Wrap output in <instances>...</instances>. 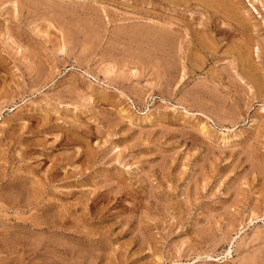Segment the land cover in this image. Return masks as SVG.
Instances as JSON below:
<instances>
[{"label": "rangeland", "instance_id": "obj_1", "mask_svg": "<svg viewBox=\"0 0 264 264\" xmlns=\"http://www.w3.org/2000/svg\"><path fill=\"white\" fill-rule=\"evenodd\" d=\"M178 1L0 0V264H263L264 0Z\"/></svg>", "mask_w": 264, "mask_h": 264}, {"label": "bare ground", "instance_id": "obj_2", "mask_svg": "<svg viewBox=\"0 0 264 264\" xmlns=\"http://www.w3.org/2000/svg\"><path fill=\"white\" fill-rule=\"evenodd\" d=\"M180 1V0H179ZM178 1V2H179ZM212 1V0H211ZM224 1H226V0H224ZM167 2V1H166ZM175 2V0L173 1V0H170V4H175L174 3ZM182 2V1H181ZM181 2H179V4L181 3ZM222 2V1H221ZM229 2V1H228ZM59 3V2H58ZM65 3V2H64ZM184 4V2L183 3H181V5H183ZM199 4H202V2L200 3L199 2ZM231 4V3H230ZM171 5V6H172ZM175 5H177V3L175 4ZM194 5V4H193ZM193 5H191V6H193ZM224 5L226 6V4L224 3ZM229 5V4H228ZM232 5V4H231ZM56 6V5H55ZM168 6V5H167ZM174 6V5H173ZM172 6V8H174ZM184 6V5H183ZM234 6V5H233ZM59 7V6H58ZM181 7V6H180ZM186 7V6H185ZM196 7V6H195ZM208 7V6H207ZM50 8L53 10V8L50 6ZM49 8V9H50ZM61 8V7H60ZM67 8V7H66ZM73 8V7H72ZM172 8H171V10H172ZM47 9V8H46ZM48 9V10H49ZM50 9V10H51ZM64 9H65V7H64ZM169 10H170V8H168ZM211 9H212V7H211ZM227 10H228V8H226ZM232 9V7L231 8H229V10H231ZM237 8H235V10H236ZM60 10H62V9H60ZM66 10V9H65ZM65 10H63V12L65 11ZM73 10V9H72ZM174 10V9H173ZM233 10H234V8H233ZM68 11H70V10H68ZM96 11V10H95ZM176 11V10H175ZM186 11V10H185ZM232 11V10H231ZM55 12V11H54ZM61 12V11H60ZM59 11H58V13H60ZM230 12V11H229ZM236 12V11H235ZM62 13V12H61ZM72 13V12H71ZM93 13V12H92ZM98 13V12H97ZM216 13V12H215ZM231 13V12H230ZM55 14V13H54ZM64 14V13H63ZM73 14V13H72ZM84 14V13H83ZM53 15V14H52ZM51 15V16H52ZM221 15V14H220ZM55 16L58 18V16H59V18H60V21H61V19H64V16H60V14H55ZM74 16V15H73ZM88 16V15H87ZM91 16V15H90ZM230 16V15H229ZM239 16V15H238ZM76 17V16H75ZM82 17V16H81ZM54 18V17H53ZM83 18V17H82ZM150 18V17H149ZM89 19V18H88ZM93 18L91 17L90 19H89V21H86L85 19L84 20H80V22H81V24H83V25H80V27H82L81 29H85L86 30V34H87V37H99L98 36V34H99V31H98V27H99V23L97 24L95 21H93L92 20ZM97 19V18H96ZM99 19V18H98ZM228 19V18H227ZM72 20V19H71ZM71 20H69L70 22H71ZM73 20H75V19H73ZM77 20V19H76ZM75 20V21H76ZM79 20V19H78ZM100 20V19H99ZM145 20V19H144ZM175 20V18L173 19V17H172V19L170 20V21H168L167 23H164L163 25H162V27H164L163 29L162 28H156V27H148V25H144V26H138V27H135V28H131V29H133L132 30V32H131V39H133L134 41H139L140 42V44H139V47H142V46H140L141 45V43L143 42V41H151L150 43L152 44L153 43V46L151 47L152 48V50L154 51V52H162V53H164V54H166L169 58L167 59V61L168 62H166V60H165V68H168V69H171L172 67H174V63H175V58H174V56H173V54H175L176 55V57L178 58V60L180 61V60H185L186 58V60H189V57L190 56H192V55H190V56H185V49H186V43H189L190 42V38L186 41V39H184L183 40V38L185 37V35L187 36V35H190V37H191V39L193 38L192 37V32L193 31H190L189 29L187 30V29H185V28H182V27H184V26H181L180 24H178V22H179V20H178V22L176 23V22H173V21ZM55 21V20H54ZM68 20L67 21H65V20H63V22L62 23H60V25L61 24H63V25H70V26H68L67 27V29H69V32H67V33H69V34H71L72 33V29H71V23L69 22ZM164 21V20H163ZM102 22V21H101ZM153 22V21H152ZM57 23V22H56ZM75 23V25H77V26H79L78 24H76L77 22H74ZM162 23V22H161ZM181 23H183V21H181ZM244 23V22H243ZM100 25H102V24H100ZM185 25V24H184ZM176 26V27H175ZM202 26V25H201ZM79 27V28H80ZM84 27V28H83ZM124 27V26H123ZM129 27V26H128ZM194 27V26H193ZM121 28V27H120ZM176 28V29H175ZM191 28V27H190ZM254 28V27H253ZM63 29V28H62ZM101 29V28H100ZM99 29V30H100ZM123 29V28H122ZM193 29V28H192ZM64 30V29H63ZM66 30V29H65ZM64 30V31H65ZM83 31V30H82ZM123 31H125V30H123ZM129 31V30H128ZM188 31H190V33L191 34H189V32ZM66 32V31H65ZM183 32V37L181 38V33ZM199 31L198 30H195V32H193V33H195V34H199L198 33ZM75 34V33H74ZM119 34H121V30H118V35ZM65 35V34H64ZM101 35V34H100ZM128 35V34H127ZM116 36V35H115ZM196 37V36H195ZM71 38V37H70ZM118 38V37H117ZM188 38V37H187ZM66 39V38H65ZM88 39V38H87ZM90 39V38H89ZM101 39V38H100ZM119 39H121V37L119 38ZM199 39H201V38H199ZM183 40V41H182ZM198 40V39H197ZM63 41V40H62ZM67 41V40H66ZM91 41V40H90ZM126 41V40H125ZM145 41V42H146ZM199 41V40H198ZM203 41V40H202ZM129 42V41H128ZM131 42V41H130ZM129 42V43H130ZM138 42V43H139ZM150 43H149V45H150ZM204 43V42H203ZM59 44V43H58ZM63 44V43H62ZM144 44V43H143ZM142 44V45H143ZM147 44V43H146ZM190 44V43H189ZM193 44H194V42H193ZM201 43H198V44H194V46L195 47H197L198 45H200ZM212 44V43H211ZM63 45H65V44H63ZM90 45V44H89ZM138 45V44H137ZM203 45V44H202ZM122 47V46H121ZM124 47V46H123ZM131 47V46H130ZM134 47V46H133ZM145 47H148V46H145ZM188 47V46H187ZM191 47V46H190ZM199 47H201V45L199 46ZM203 47V46H202ZM60 48H61V46H60ZM144 48V47H143ZM150 48V47H149ZM236 48V47H235ZM130 50H132L131 48H130ZM137 50V49H136ZM151 50V51H152ZM143 51H144V49H143ZM187 51H188V49H187ZM140 52H142V51H140L139 50V53ZM191 52V51H190ZM131 53V52H130ZM132 53H133V51H132ZM145 53H146V51H145ZM149 53H151V52H149ZM198 53V52H197ZM229 53V52H228ZM136 56H138V52H136ZM140 54H142V53H140ZM189 54V53H188ZM234 54V53H233ZM146 55V54H145ZM148 55V54H147ZM133 56H135L134 54H133ZM144 56V55H143ZM163 56V55H162ZM3 57V56H2ZM130 57V56H129ZM152 57V56H151ZM133 58V57H132ZM164 58H165V56H164ZM176 58V59H177ZM237 58V57H236ZM156 58H154V60H155ZM158 59V58H157ZM235 59V58H234ZM239 59V58H238ZM132 60V59H131ZM149 60H150V58H149ZM192 60H193V57H192ZM246 60V59H245ZM138 61H139V59H138ZM162 62V61H161ZM183 62V61H182ZM187 62V61H186ZM193 62H195L194 60H193ZM141 63H142V59H141ZM145 63H147V62H145ZM153 63V62H152ZM156 63H157V61H156ZM134 64V63H133ZM180 64V63H179ZM148 65V64H147ZM151 65V64H150ZM153 65V64H152ZM194 65H195V63H194ZM177 66V65H176ZM185 66V65H184ZM183 66V67H184ZM199 66V65H198ZM135 67V66H134ZM192 67H194L193 66V63H192ZM191 67V68H192ZM197 67V66H196ZM200 67V66H199ZM152 69V68H151ZM156 69H157V67H156ZM159 69H161V68H159ZM162 69H163V67H162ZM161 69V70H162ZM184 69V68H183ZM186 69V68H185ZM174 70V69H173ZM159 71V70H158ZM170 71V70H169ZM184 71V70H183ZM182 73V72H181ZM206 73V72H205ZM192 74H193V72H192ZM208 74V73H207ZM212 74V73H211ZM209 75H210V73H209ZM185 78V77H184ZM233 78V77H232ZM236 78V77H235ZM241 78V77H240ZM207 80V79H206ZM236 80V79H235ZM240 81V80H239ZM210 82V81H209ZM234 82V81H233ZM238 82V81H237ZM231 84V83H230ZM215 85V84H214ZM256 85V84H255ZM202 86V85H201ZM257 86V85H256ZM206 88V87H205ZM218 88V87H217ZM208 91V90H207ZM195 92V91H194ZM3 95V94H2ZM1 97V96H0ZM217 97V96H216ZM235 100V99H234ZM203 103V102H202ZM203 106V105H202ZM231 115V114H230ZM48 116V115H47ZM46 116V117H47ZM34 118V117H33ZM44 118V117H43ZM30 122V121H29ZM46 123V122H45ZM44 123V124H45ZM46 129V128H45ZM196 134V133H195ZM190 135V134H189ZM198 138V137H197ZM197 141H200V139L199 140H197ZM62 142V141H61ZM195 142V141H194ZM36 145V144H35ZM39 146V145H38ZM33 147V146H32ZM36 147V146H35ZM30 148V147H29ZM247 148V147H246ZM34 149V148H33ZM44 149V148H43ZM41 150V149H40ZM250 150V149H249ZM31 151V150H30ZM29 154V153H28ZM47 154V153H46ZM30 155V154H29ZM45 156V155H44ZM25 157H27V156H25ZM65 158H67V157H65ZM64 158V159H65ZM64 159H62V160H64ZM56 160V159H55ZM58 160V159H57ZM24 162V161H23ZM57 162V161H56ZM62 162V161H61ZM74 163V162H73ZM55 164V163H54ZM87 164V163H86ZM62 165V164H61ZM25 166V165H24ZM31 166V165H30ZM34 166V165H33ZM53 167V166H52ZM56 167V166H55ZM1 168V167H0ZM21 168V167H20ZM27 169H28V166H27ZM34 169V168H33ZM260 169V168H259ZM25 170V169H24ZM30 170H32V169H30ZM51 170V169H50ZM16 171H18V170H16ZM27 171V170H26ZM6 172V171H5ZM30 172V171H29ZM21 173V172H20ZM34 173V172H33ZM26 174H29V173H26ZM36 174V173H35ZM40 174V173H39ZM45 174V173H44ZM56 174V173H55ZM58 174V173H57ZM62 174V173H61ZM1 175H3V174H1ZM14 175V174H13ZM12 175V176H13ZM20 175V174H19ZM70 176V175H69ZM15 177V176H14ZM18 177V176H17ZM45 177V176H44ZM55 177V176H54ZM21 178V177H20ZM1 179V178H0ZM24 179V178H23ZM22 179V180H23ZM34 179V178H33ZM58 179H60V178H58ZM65 179V178H64ZM3 180H4V178H3ZM46 180V179H45ZM14 180H12L11 181V183L13 182ZM51 181V180H50ZM54 181V180H53ZM18 182H20V181H18ZM32 182V181H31ZM21 183V182H20ZM22 183H24V182H22ZM26 183V182H25ZM33 183V182H32ZM32 183H31V185H32ZM13 184V183H12ZM17 184V183H16ZM15 184V185H16ZM20 185V184H19ZM11 186V185H10ZM13 186V185H12ZM22 186V185H21ZM25 186V185H24ZM33 186V185H32ZM34 186H36L35 184H34ZM48 186V185H47ZM26 188V187H25ZM44 188V187H43ZM1 189V188H0ZM28 189V188H27ZM39 189V188H38ZM61 189V188H60ZM19 190H21V189H19ZM18 189H17V191H19ZM25 190V189H24ZM23 191V190H22ZM28 190H26V192H27ZM30 191V190H29ZM36 191V190H35ZM14 191L12 190V193H13ZM24 192V191H23ZM33 192H34V190H33ZM3 193V192H2ZM8 193V192H7ZM19 193V192H18ZM36 193H38V191H36ZM9 194V193H8ZM16 194V193H15ZM21 194V193H20ZM55 194V193H54ZM11 195V194H10ZM65 195V194H64ZM32 196H33V193H32ZM53 196V195H52ZM68 196V195H67ZM28 197V196H27ZM33 197H35V195L33 196ZM41 197V196H40ZM11 198H13V196L11 197ZM26 198V197H25ZM1 199V198H0ZM27 199V198H26ZM49 199V198H48ZM9 200H12V199H9ZM24 200V199H23ZM35 200V199H34ZM39 200V199H38ZM54 200V199H53ZM36 201V200H35ZM25 202V201H24ZM23 202V203H24ZM59 203V202H58ZM240 203V202H239ZM13 204V203H12ZM14 205H16V204H14ZM22 205V204H21ZM28 205V204H27ZM37 206V205H36ZM65 206V205H64ZM86 206V205H85ZM8 207V206H7ZM50 207V206H49ZM48 207V208H49ZM56 207V206H55ZM67 207V206H66ZM75 207V206H74ZM11 208V207H10ZM54 208V207H53ZM6 209V208H5ZM21 209V208H20ZM55 209V208H54ZM59 209H60V207H59ZM3 210V209H2ZM43 211V210H42ZM62 211V210H61ZM66 211H68V210H66ZM36 212H38V211H36ZM48 212V211H47ZM253 212V211H252ZM49 213V212H48ZM56 213V212H55ZM61 213V212H60ZM67 213V212H66ZM70 213V212H69ZM57 214V213H56ZM55 214V215H56ZM3 215V214H2ZM37 215V214H36ZM38 215H40V214H38ZM44 215V214H43ZM72 215V214H71ZM64 216V215H63ZM63 216H61V217H63ZM33 217V216H32ZM45 217V216H44ZM68 217V216H67ZM21 218V217H20ZM33 218H35V217H33ZM32 218V219H33ZM51 218V217H50ZM56 218V217H55ZM59 218V217H58ZM36 219V218H35ZM40 219V218H39ZM44 219V218H43ZM48 219H49V217H48ZM67 219V218H66ZM60 220V219H59ZM81 220V219H80ZM86 220V219H85ZM41 221V220H40ZM43 221V220H42ZM68 221V220H67ZM5 222V221H4ZM31 222V221H30ZM54 222V221H53ZM59 222V221H58ZM71 222V221H70ZM77 222V221H76ZM24 223V222H23ZM44 223V222H43ZM78 223V222H77ZM40 224V223H39ZM47 225H48V223H46ZM71 224H72V222H71ZM75 224V223H74ZM46 225V226H47ZM57 225V224H56ZM65 225V224H64ZM56 227H58V226H56ZM67 227V226H66ZM5 228V227H4ZM75 228V227H74ZM9 228H7V230H8ZM67 229V228H66ZM5 231V230H4ZM3 231V232H4ZM68 231V230H67ZM79 231V230H78ZM91 231V230H90ZM7 232V231H6ZM4 233L5 235L7 234V233ZM10 232H12V231H10ZM71 232V231H70ZM1 234H3L2 232H0ZM0 234V235H1ZM4 234L2 235V237L4 236ZM14 234V233H13ZM70 234V233H69ZM96 234V233H95ZM8 235V234H7ZM11 236V235H10ZM6 237V236H5ZM48 237V236H47ZM8 238V237H7ZM12 238H13V236H12ZM11 238V239H12ZM9 239V238H8ZM44 239V238H43ZM59 239V238H58ZM0 240H1V236H0ZM41 240V239H40ZM4 240H2V242H3ZM6 241V240H5ZM4 241V242H5ZM63 242V241H62ZM16 243V242H15ZM36 243V242H35ZM6 243H4V245H5ZM67 244V243H66ZM0 245H2V244H0ZM12 245H14V244H12ZM7 246V245H6ZM6 246H4V247H6ZM9 246V245H8ZM0 247H3V246H0ZM4 247H3V249H4ZM13 247V246H12ZM6 248H8V247H6ZM33 248V247H32ZM35 248V247H34ZM103 248V247H102ZM2 250V249H1ZM13 250V249H12ZM18 252V251H17ZM111 252V251H110ZM115 252V251H114ZM15 254V253H14ZM106 254V253H105ZM21 255V254H20ZM19 255V256H20ZM202 255V254H201ZM199 256V255H198ZM17 258V257H16ZM17 260V259H16ZM13 261V260H12ZM15 261V260H14ZM264 261V260H263ZM9 262V261H8ZM63 262V261H62ZM65 263V262H64ZM263 264H264V262H263Z\"/></svg>", "mask_w": 264, "mask_h": 264}]
</instances>
